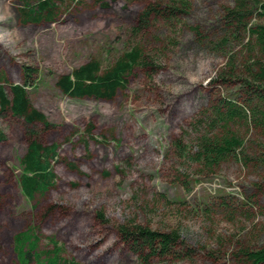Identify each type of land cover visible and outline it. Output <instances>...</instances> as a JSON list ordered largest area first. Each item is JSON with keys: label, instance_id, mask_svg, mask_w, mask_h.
Here are the masks:
<instances>
[{"label": "rangeland", "instance_id": "1", "mask_svg": "<svg viewBox=\"0 0 264 264\" xmlns=\"http://www.w3.org/2000/svg\"><path fill=\"white\" fill-rule=\"evenodd\" d=\"M33 1L0 0V71L22 84V67L35 69L28 97L51 126H28L30 136L20 117L0 111V264H20L13 236L30 225L41 249L53 239L74 264H246L238 248L264 246V166L228 158L209 168L187 157L207 129L203 112L233 92L211 82L228 50H240L237 42L221 48L219 17L231 0H188L187 13L153 19L138 33L146 5L169 0H82L53 22H24L22 9ZM136 45L151 67L134 69L111 100L71 98L55 84L90 59L103 69ZM32 138L58 148L53 184L29 200L18 177ZM249 196L257 203L245 212ZM121 225L175 230L183 243L177 256L136 253Z\"/></svg>", "mask_w": 264, "mask_h": 264}, {"label": "trees", "instance_id": "2", "mask_svg": "<svg viewBox=\"0 0 264 264\" xmlns=\"http://www.w3.org/2000/svg\"><path fill=\"white\" fill-rule=\"evenodd\" d=\"M81 1L25 2L22 9L23 21L53 22L60 9ZM188 8V0L149 3L138 15L133 31L138 33L148 29L153 19L161 18L169 23L187 13ZM256 20L259 22L255 23ZM219 22L225 29L220 40L221 48L237 42L240 50H228L225 63L211 82L219 89H232L233 92H229L228 96H217L203 112V122L207 129L196 138L195 150H191V155L187 157L209 168L218 166L228 158H235L244 166L250 163L256 167L264 166V0H231L223 7ZM193 30L200 36L197 27ZM238 53L240 57L237 60ZM149 67L151 62L144 49L136 45L122 51L112 64L103 69L98 60L90 59L71 72L59 75L55 84L71 98L111 100L117 91L125 89L126 77L134 69ZM34 74L35 69L23 66L22 84H12L7 82L0 71V111H10L12 115L20 117L27 127L40 123L44 128H49L51 123L31 104L28 97L27 86L34 84ZM198 121L201 123L200 119ZM247 134L249 138H246ZM28 135H33L29 127ZM3 139L4 134L0 130V141ZM174 146L181 157L187 154L182 142L175 141ZM248 146L253 151L252 154H248ZM57 148L56 143L45 145L35 138L29 140L24 154L19 158L21 172L18 177L20 189L27 199L32 200L36 193L43 194L53 184L55 174L51 161L57 159ZM255 185L258 191H262L261 185ZM245 199L242 204L247 205V208H240L248 212L249 207L257 202L251 196ZM226 204L228 203L224 200L221 206ZM231 207L234 206H228L227 209L235 212ZM118 231L136 253L148 251L152 256H177V249L183 243L175 230L161 232L142 225H121ZM13 239L20 264H27L31 258H34L35 264H74L61 256L62 247L53 239L48 242L51 248L41 249L40 235L34 225L17 232ZM236 255L244 257L246 264H262L264 246L240 247Z\"/></svg>", "mask_w": 264, "mask_h": 264}]
</instances>
